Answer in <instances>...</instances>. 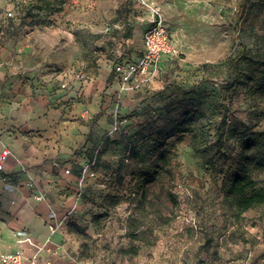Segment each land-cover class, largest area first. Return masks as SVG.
Segmentation results:
<instances>
[{
	"label": "rangeland",
	"instance_id": "1",
	"mask_svg": "<svg viewBox=\"0 0 264 264\" xmlns=\"http://www.w3.org/2000/svg\"><path fill=\"white\" fill-rule=\"evenodd\" d=\"M7 1L0 40L31 33L62 40L69 69L61 100L73 82H90L98 59L139 55L136 17L147 8L135 0ZM146 1L179 55L131 94L134 104L122 109L120 94L117 125L114 107L104 129L102 107L80 116L74 133L86 139L78 150L88 159L98 150L97 177L85 181L76 218L50 237L56 249L38 256L63 264H264V206L235 220L222 191L243 165L245 141L256 142L249 155L264 163V0ZM44 95L32 92V104ZM67 108L62 117L71 116ZM250 174L264 182V166ZM8 193L0 186V250L20 251L21 232L8 228Z\"/></svg>",
	"mask_w": 264,
	"mask_h": 264
},
{
	"label": "crops",
	"instance_id": "2",
	"mask_svg": "<svg viewBox=\"0 0 264 264\" xmlns=\"http://www.w3.org/2000/svg\"><path fill=\"white\" fill-rule=\"evenodd\" d=\"M9 6L7 0H0V12L2 10L11 12ZM148 15V11L145 10L144 14H138L136 17L137 34L134 49L139 51V55L124 61L137 60L140 56L141 35L147 25ZM0 44L3 46L0 48V151L2 147L9 151L3 165V173L13 184H20L15 190H9L6 195L8 200H12V205L7 206V213L13 216L8 228L21 234L26 233L30 237L39 231L47 238L49 234L43 224L45 206L33 202L22 183L31 176L40 178L43 184L44 180L51 176L58 180L59 176L56 174L58 170L53 168V161L71 158L86 139L74 133L82 121L80 116L87 119L90 115L87 110H99L102 107L103 112L98 124L104 129L108 124L107 115L114 107L111 97L119 92L120 85L112 72L114 62L104 57L97 60L96 72L90 73V82L82 88L77 82H73V89L67 92V98L61 100L59 96L63 93L60 88L63 73L69 69L63 54L62 40H52L39 33L32 36L31 33L23 38L0 40ZM32 92L45 95L33 105ZM132 93H125L121 97L122 109L135 103L131 100ZM65 107H68L66 110L71 116L66 114L62 117L61 112ZM63 124L72 125V130L66 133L62 128ZM0 186L5 187L1 181ZM45 189L49 193L55 192V189H50L49 186ZM69 189L70 193L72 189ZM71 199L73 200L69 195L67 205L72 204ZM32 238L40 243L44 240ZM14 247L17 249L19 245ZM56 247L57 245L51 241L47 245V252L54 251ZM2 248L0 252L18 251ZM39 259L63 264L59 256Z\"/></svg>",
	"mask_w": 264,
	"mask_h": 264
},
{
	"label": "built area",
	"instance_id": "3",
	"mask_svg": "<svg viewBox=\"0 0 264 264\" xmlns=\"http://www.w3.org/2000/svg\"><path fill=\"white\" fill-rule=\"evenodd\" d=\"M148 10L147 25L143 29L142 50L137 60L117 61L112 65V72L120 83L118 98L114 104L113 117L114 124L118 121V106L122 93L135 92L140 86L158 73L159 65L162 61H168L178 54V48L170 35L166 22L159 10L146 0H135ZM117 127H114L116 130ZM9 156L6 147L0 151V181L8 190H15L18 184H13L8 176L3 173V165ZM99 152L95 150L90 159L86 158L85 150L75 151L74 155L68 159L54 160L52 166L58 170L59 181L53 176L44 180L36 176L28 177L22 185L28 190V197L37 204L45 206V216L43 224L46 226L49 237L45 244H39L36 250L37 255L24 261L20 251L0 252V264H54L52 260H40L38 253L47 250L50 244V237L58 233L67 217L76 218L78 201L83 195L85 181L97 177V161ZM58 181V182H57ZM55 189L54 193H49L46 186ZM69 188L71 192L69 193ZM72 197L73 202L67 205V197ZM66 209V210H64ZM65 211V212H64Z\"/></svg>",
	"mask_w": 264,
	"mask_h": 264
},
{
	"label": "trees",
	"instance_id": "4",
	"mask_svg": "<svg viewBox=\"0 0 264 264\" xmlns=\"http://www.w3.org/2000/svg\"><path fill=\"white\" fill-rule=\"evenodd\" d=\"M242 4V3H241ZM262 141L259 147L264 148V132L260 133ZM256 142L245 141L243 148V165L237 173L226 177L222 183L223 199L231 211L235 220H239L241 216L252 209L264 206V182L252 178L250 171L259 169L264 166L259 164L254 157L249 155Z\"/></svg>",
	"mask_w": 264,
	"mask_h": 264
},
{
	"label": "bare ground",
	"instance_id": "5",
	"mask_svg": "<svg viewBox=\"0 0 264 264\" xmlns=\"http://www.w3.org/2000/svg\"><path fill=\"white\" fill-rule=\"evenodd\" d=\"M17 244L20 247L22 257L26 262L29 258L37 255L36 250L40 242L34 240L26 233H22L20 238L17 240Z\"/></svg>",
	"mask_w": 264,
	"mask_h": 264
}]
</instances>
